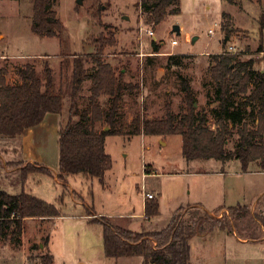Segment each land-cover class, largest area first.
Masks as SVG:
<instances>
[{
	"label": "rangeland",
	"instance_id": "obj_1",
	"mask_svg": "<svg viewBox=\"0 0 264 264\" xmlns=\"http://www.w3.org/2000/svg\"><path fill=\"white\" fill-rule=\"evenodd\" d=\"M180 7V13H168L164 21L154 25L142 10L141 0H54L52 8L65 30L55 37H43L31 29L33 0H0V67L7 66L8 82H20L19 67L31 63L42 71L48 62L57 84L64 80L68 90L63 115L45 116L28 143L29 150L21 152V138L0 137V190L27 192L61 208V216L53 219L27 218L20 244L11 240L10 231L0 239V264H39L46 252L54 255L55 264H142L140 255H105L100 215L110 216L117 226L149 232L166 227L178 209L191 221L193 212L198 216L211 211L213 215L219 205L234 204L236 199L243 203L233 205L240 209V215L233 217L230 207L224 206L225 210L214 216L226 227L193 237L190 264H264V166L260 162L251 163L244 171L239 160L188 161L182 152L181 135L122 134L106 138L113 166L104 183L83 174L69 175L65 180L57 177L59 130L72 104L73 62L82 58L84 67L90 69L95 42L102 35L115 32L117 43L106 48L104 58L124 72L125 80L139 85L124 96L120 109L124 129L137 114L163 116L166 103L179 112L185 99L181 76L190 81L195 106L207 112L214 128L208 104L214 90L211 55L234 46L242 59L253 58L255 67L264 69V0H180ZM177 25L179 34L173 31ZM212 27L215 32L211 35ZM146 29H152L157 40L147 35ZM174 38L178 45H172ZM155 44H160L159 52ZM177 52L188 54L177 59L179 65L170 60ZM90 86L91 82L85 81L79 92L80 110L89 105ZM238 140L235 127L228 149H234ZM35 162L52 175L23 171ZM146 166L153 172H146ZM144 191L153 192V199L160 200L157 216H142ZM255 203L259 204L254 212L259 222L251 208L246 212L243 208ZM91 212L97 217L89 216ZM46 236H50L48 245L44 244ZM242 237L249 240L239 241Z\"/></svg>",
	"mask_w": 264,
	"mask_h": 264
},
{
	"label": "trees",
	"instance_id": "obj_2",
	"mask_svg": "<svg viewBox=\"0 0 264 264\" xmlns=\"http://www.w3.org/2000/svg\"><path fill=\"white\" fill-rule=\"evenodd\" d=\"M53 2L33 0L31 29L43 37H55L65 30L64 23L52 8ZM141 8L154 25L164 21L168 13L181 12L180 0H141ZM262 25L264 27V18ZM95 43V52L91 54L94 63L90 69L84 67L82 58L77 57L73 62L72 104L59 130V179L83 174L97 177L104 183L106 172L113 166L112 156L106 152V138L122 134H177L182 137V152L188 161L239 160L244 171L254 162L264 166V69H257L253 58L242 59L240 53L227 50L211 55L214 90L208 104L214 128L209 124L207 112L195 106L197 100L190 81L181 76L185 99L179 112H174L171 104L166 103L163 116L148 118L137 114L128 129H124L120 115L124 96L139 85L125 80L124 72L118 71L104 58L106 48L117 43L115 32H110L109 36L102 35ZM155 46L156 52H159L160 44ZM186 56L188 54H176L170 60L179 65L177 59ZM8 73L7 66L0 67V137L21 138L27 129L39 125L48 113L63 115L68 90L64 87V80L57 84L54 70L48 62H45L42 71L31 63L19 67V83H9ZM85 81L91 82L89 105L80 110L77 99ZM235 127L239 140L230 150L229 136ZM149 168L145 167L146 172H150ZM23 171L52 175L47 167L36 162L24 166ZM229 207L233 217L240 215V209L235 210L236 206ZM223 208L218 207L213 215L205 212L197 216L193 212L191 217L194 216V220L191 221H187L185 212L178 209L166 227L149 232L117 226L110 216L100 215L98 222L102 225L105 255L114 258L140 255L142 264H190L191 238L202 231L226 227L214 216ZM243 208L246 212L250 207L245 205ZM159 212L158 199L147 198L145 216L151 218ZM88 215L97 217V213ZM57 216H61V208L53 203L27 192L10 194L0 190V239L8 236L10 231L11 240L20 244L27 218L53 219ZM44 241L48 245L50 236H46ZM40 258L39 264H55L51 252L43 253Z\"/></svg>",
	"mask_w": 264,
	"mask_h": 264
},
{
	"label": "crops",
	"instance_id": "obj_3",
	"mask_svg": "<svg viewBox=\"0 0 264 264\" xmlns=\"http://www.w3.org/2000/svg\"><path fill=\"white\" fill-rule=\"evenodd\" d=\"M177 54H182V53H179L177 52ZM48 115V114H47ZM46 115V116H47ZM40 126L42 125V122L39 124ZM38 126V125H37ZM37 126L35 127H32V128H29L26 130V132L23 134V136L21 137V141H20V145H21V152L24 153L25 151L29 150V146H28V143H30V139L32 137L33 134H35V131L37 129ZM39 126V127H40ZM28 156V155H27ZM27 161H31V160H27ZM150 172L152 173L153 172V168H149ZM148 193H153V192H148ZM154 194V193H153ZM263 194V193H262ZM155 195V194H154ZM143 196H144V203H143V206H144V213L142 214V216L145 215V204L147 202V197L145 196V191L143 192ZM159 201V209H160V200ZM231 202V201H230ZM227 204V203H226ZM237 204H243L241 203L240 199H236V203L234 204H230V205H224V206H233V205H237ZM244 205H247V204H244ZM258 203H255L254 206L250 207L251 208V212L253 211V217H255L256 220H258L259 222V218L257 217L256 214H254V212H256L257 208H258ZM219 206H222V205H219ZM225 208V207H224ZM225 210V209H223ZM208 212H211V211H208ZM211 232V231H210ZM206 234H209L208 232ZM234 237V234L232 235ZM195 237V236H194ZM239 241L241 242H246V240L248 241L249 239L245 238V237H242V239L238 238ZM190 246H191V250H190V257L193 253V238H191L190 240ZM190 263H191V260H190Z\"/></svg>",
	"mask_w": 264,
	"mask_h": 264
},
{
	"label": "built area",
	"instance_id": "obj_4",
	"mask_svg": "<svg viewBox=\"0 0 264 264\" xmlns=\"http://www.w3.org/2000/svg\"><path fill=\"white\" fill-rule=\"evenodd\" d=\"M215 26H217V23L215 24ZM145 32H146L147 35H150L151 37H154L155 40H157L156 37H155V34H154V32H153L152 29H146ZM214 32H215V27H212V28L209 29V33H210L211 35H212ZM178 44H179V40H178L177 38H174V39L172 40V45H178ZM235 50H236V49H235L234 46H230V48H229L227 51H228V52L236 53V52H234ZM237 53H238V52H237ZM145 196H146L147 198H153V197H154V194H153V193H148V192H146V193H145Z\"/></svg>",
	"mask_w": 264,
	"mask_h": 264
},
{
	"label": "water",
	"instance_id": "obj_5",
	"mask_svg": "<svg viewBox=\"0 0 264 264\" xmlns=\"http://www.w3.org/2000/svg\"><path fill=\"white\" fill-rule=\"evenodd\" d=\"M78 2L81 3L82 0H78ZM173 31H174V32L176 31V32L179 34V33H180V27H179L178 25L175 26L174 29H173ZM196 39H197V36H195V37L193 38V41H195ZM107 129H108V127L105 128V130H107Z\"/></svg>",
	"mask_w": 264,
	"mask_h": 264
}]
</instances>
